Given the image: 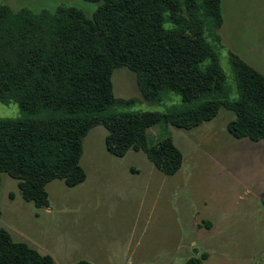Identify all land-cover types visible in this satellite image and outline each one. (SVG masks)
<instances>
[{
	"label": "trees",
	"instance_id": "16d2710c",
	"mask_svg": "<svg viewBox=\"0 0 264 264\" xmlns=\"http://www.w3.org/2000/svg\"><path fill=\"white\" fill-rule=\"evenodd\" d=\"M87 1L96 4L91 18L73 6L35 13L0 2V101L15 102L24 114L0 119V176L16 180L25 201L47 208L49 182L70 188L84 182L82 142L98 125L109 153L143 151L167 176L181 168L182 154L168 137L148 145L146 130L158 123L188 130L224 108L234 114L226 125L234 138L264 139V76L231 53L238 96L227 99L224 74L205 40L206 24L222 25L221 0ZM118 68L135 74L144 100L159 101L170 91L182 109L108 113L132 103L113 95ZM207 258L202 253L184 264ZM0 264L56 263L0 228Z\"/></svg>",
	"mask_w": 264,
	"mask_h": 264
},
{
	"label": "rangeland",
	"instance_id": "374dc122",
	"mask_svg": "<svg viewBox=\"0 0 264 264\" xmlns=\"http://www.w3.org/2000/svg\"><path fill=\"white\" fill-rule=\"evenodd\" d=\"M13 10L53 12L73 6L91 18L87 0H0ZM222 25H205V40L224 74L226 98H237L230 64L234 54L264 76V0H221ZM170 28L168 23L164 24ZM116 99L131 100L108 113H165L182 109L170 91L144 100L136 76L126 68L111 77ZM15 102L0 101V119L21 118ZM234 114L221 108L194 128L163 122L146 130L147 143L170 138L182 154L181 168L163 174L143 151L117 157L105 147L106 130L93 127L82 142L83 183L46 185L47 208L25 201L17 181L0 179V228L56 264H184L206 253L203 264H264V139L234 138L226 129Z\"/></svg>",
	"mask_w": 264,
	"mask_h": 264
}]
</instances>
